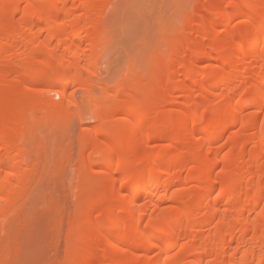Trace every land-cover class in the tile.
I'll return each mask as SVG.
<instances>
[{
  "label": "bare ground",
  "instance_id": "1",
  "mask_svg": "<svg viewBox=\"0 0 264 264\" xmlns=\"http://www.w3.org/2000/svg\"><path fill=\"white\" fill-rule=\"evenodd\" d=\"M230 1L222 6L217 0L210 14L220 10L221 22L198 30L194 48L181 58L179 49L178 54L170 51L174 58L162 71L172 73L181 61L179 78L192 79L186 91L202 92L193 98L188 93L173 112L162 110L172 103L168 91L179 90L171 80L159 90L145 91L130 79L125 89L115 86L124 100L116 96L105 108L93 100L95 91L86 76L99 64L95 52L105 38L100 18L102 7L110 5L107 0H0V203L7 204L0 208V219L14 210L19 188L37 160L29 143L36 128L53 118L67 119L72 107L85 122L86 103L81 107L83 101L79 105L70 92L82 86L88 88L92 119L105 127L104 136L120 138L119 144L102 149L106 157L99 169L116 152L123 154L116 165L120 184L108 174L84 207L89 214L100 204L103 219L79 241L84 249L80 264H90L93 257L100 264H264V0ZM197 22L192 19L190 27ZM220 26L226 27L224 33ZM210 31L208 52L201 41ZM215 57L219 63L214 69L195 70L197 63L203 66ZM155 93H161L155 101L136 98ZM210 98L218 100L212 111ZM252 107L257 111H248ZM118 112L120 120L107 121ZM216 127L217 134L210 135ZM236 127L240 130L227 136ZM88 137L84 129L80 148ZM154 143L155 153L144 162ZM92 156L86 154L82 162ZM230 156L236 160H228ZM90 177L84 173L82 178ZM184 180L196 185L178 188ZM94 242L104 247L98 253Z\"/></svg>",
  "mask_w": 264,
  "mask_h": 264
},
{
  "label": "rangeland",
  "instance_id": "2",
  "mask_svg": "<svg viewBox=\"0 0 264 264\" xmlns=\"http://www.w3.org/2000/svg\"><path fill=\"white\" fill-rule=\"evenodd\" d=\"M107 1L108 4H106L110 5L102 7L103 13L100 11V19L103 18L102 28L106 32L104 33L105 38L104 41L96 45V52L94 50L99 64L95 72L86 76V79L89 80L88 84L93 86L95 91L93 100L99 101L102 108L112 105L116 96H119L120 100H124L122 94H115V86L122 85V88L125 89L127 81L130 79L134 80L137 89L144 88L145 91L150 88L159 90L168 80L177 82L176 86L179 87V90L177 92L168 91L172 97V103L170 106L166 105L162 108L164 111L170 109L174 112L180 104L187 101L185 96L188 93L192 95V98L200 96L202 93H200V89H196L193 93L186 91V88L191 85L192 79L189 77L179 78V75L184 72L181 61L175 64L172 73L162 70L174 58L173 54L180 53L179 57L181 58V53L185 52L187 48L195 47L194 41L200 35L196 33L198 30L209 26L217 27L216 25L221 22V18L218 17L220 10L215 15L210 14V10L217 0ZM109 1L111 2L109 3ZM226 2L231 1L221 0L222 6ZM74 15H78V12H74ZM201 17L202 19H200ZM192 19L199 20L193 27L194 30L190 27ZM218 29L224 33L226 27L220 26ZM207 34H203L206 37L201 39V42L202 44L204 42V46L206 49L208 48L209 52L210 36L213 31ZM176 49H179L178 53H176ZM170 51L174 53L171 55ZM218 55L216 57L219 61ZM213 59L206 60V64L203 66L202 63L201 65L197 63L198 66L195 70L199 72L203 67L208 70L214 69L219 62L217 59ZM234 67L236 66L234 65ZM234 67L233 73L236 75L237 68ZM106 87L109 89V91L107 90L108 94L105 91ZM33 89L37 91L36 87ZM87 89L82 86L70 89L76 102L78 101L79 105L83 103L80 105L81 107L86 103L82 107L85 108L84 113L82 112L83 116L81 115L85 120L84 123L77 116L78 109L72 107L67 119H58L59 124L55 122L58 121L57 118L51 119L52 121L48 120L50 124L45 121V127L40 124V128L39 126V129L36 128L43 131L39 133L35 129L39 134L30 138L33 139L32 142L29 141L32 143L33 156L35 155L37 160L33 158L36 162H34L33 169L27 171L26 183H24L26 185L19 188L20 195L14 210L11 211V214L3 213L6 217L5 220L3 217L2 220L0 219V221H4L0 227V264H80L84 258V249L79 241L83 239L84 233L95 232L97 226L102 222L100 204H96L89 214L84 212V207L97 196V192L103 186L108 174H111L116 180L112 183L120 184L122 176L116 171V165L123 153L116 152L109 160V165L99 169L100 161L106 157L102 149L112 142L119 144L120 138L105 137V127L101 126L97 120L92 119V103L86 97ZM160 94L146 95L143 98L136 96V98L140 101H155L161 96ZM51 97L55 99L56 95H51ZM217 104V99L210 98L208 101L210 110L208 111H212ZM248 111L256 112L257 107H252ZM155 112H157L156 107L153 108L152 114ZM121 118L122 112H118L110 116L107 121L112 122ZM208 120L211 121L209 118ZM43 122L41 123L43 124ZM51 123L54 128H46V124L49 127ZM62 125L64 126L62 127ZM84 129H88L90 137H88L85 146L80 148V139ZM218 129L216 127L210 130L209 134L216 135ZM238 129L240 130V127L231 129L227 136L237 132ZM97 131L98 133H96ZM146 132L149 133L150 130ZM156 145V143L152 144L151 148L145 151L144 162L153 156ZM28 147L31 149L29 144ZM88 153H94V156L88 163L82 162L83 157ZM124 156L129 158L128 155ZM17 160L20 161V158ZM228 160L234 162L233 160L236 159L230 156ZM96 171L100 173L94 174ZM84 173L91 177L83 179ZM187 182L189 183L184 180L177 187L190 190L192 186L196 185L192 181L189 184ZM177 187L175 188L177 189ZM216 192L213 193V196ZM0 208L6 209L7 204L0 203ZM124 217H126L125 214ZM86 219H90L92 226L80 225ZM94 243H96L95 253L104 248L102 244ZM90 264H100L98 257H93ZM106 264H111V261L107 260Z\"/></svg>",
  "mask_w": 264,
  "mask_h": 264
}]
</instances>
